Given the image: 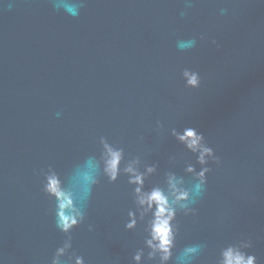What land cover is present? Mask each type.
Listing matches in <instances>:
<instances>
[{
    "label": "water",
    "instance_id": "1",
    "mask_svg": "<svg viewBox=\"0 0 264 264\" xmlns=\"http://www.w3.org/2000/svg\"><path fill=\"white\" fill-rule=\"evenodd\" d=\"M184 10L183 0H86L73 17L50 0L0 5V264H50L63 236L36 173L69 171L100 136L159 164L148 187L170 156L183 174L196 158L158 134L157 121L196 128L222 160L210 164L198 215L179 218L178 247L204 242L195 264H215L221 246L251 236L264 264V0H194ZM190 38L194 48L178 49ZM186 68L199 72V89L185 86ZM131 206L124 177L94 191L95 231L74 232L86 264H131L142 244L140 230H124Z\"/></svg>",
    "mask_w": 264,
    "mask_h": 264
},
{
    "label": "clouds",
    "instance_id": "2",
    "mask_svg": "<svg viewBox=\"0 0 264 264\" xmlns=\"http://www.w3.org/2000/svg\"><path fill=\"white\" fill-rule=\"evenodd\" d=\"M3 2L4 0H0V5ZM85 2L86 0H50L54 9L63 10L73 17L79 15ZM183 3L185 10L180 13L182 17L193 6L194 0H183ZM8 7H12V3ZM227 12V8L220 9L221 15ZM200 39L204 37L201 36ZM212 42L216 43L215 40ZM196 44V38H190L178 41L177 47L183 51L194 48ZM182 77L187 88H200L199 72L186 68ZM155 130L158 134H170L196 160L195 163L187 162L183 174H179L171 170L177 157L170 156V169L163 172L160 183L151 187L147 186V182L160 175L159 164L147 163L143 154H128L124 146L111 142L105 136L98 138L96 153L85 157L69 171L62 172L49 166L36 173L42 177V192L53 203L51 214L57 231L63 236L50 264H86L84 256L74 251V232L84 225L89 232L95 231L86 214L93 193L102 181L116 185L121 177L126 178L132 201L124 221V230L129 233L140 230L142 233V244L132 253L131 264H195L203 254L207 247L204 242L178 247L181 235L179 218L198 215L195 205L205 195L208 177L212 172L210 164L219 167L222 160L205 136L194 127H185L182 131L176 127L165 129L164 124L157 121ZM253 247L251 236H241L219 248L215 264H261L251 251Z\"/></svg>",
    "mask_w": 264,
    "mask_h": 264
}]
</instances>
